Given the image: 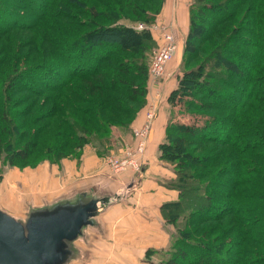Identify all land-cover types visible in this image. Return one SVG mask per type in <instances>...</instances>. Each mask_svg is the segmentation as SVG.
<instances>
[{
  "label": "trees",
  "instance_id": "obj_1",
  "mask_svg": "<svg viewBox=\"0 0 264 264\" xmlns=\"http://www.w3.org/2000/svg\"><path fill=\"white\" fill-rule=\"evenodd\" d=\"M39 1L0 0L18 49L7 64L0 47V165L75 155L146 99L155 42L134 27L165 0ZM14 14L30 26L3 28ZM182 70L159 147L179 192L161 210L176 234L160 264H264V0H193Z\"/></svg>",
  "mask_w": 264,
  "mask_h": 264
},
{
  "label": "crops",
  "instance_id": "obj_2",
  "mask_svg": "<svg viewBox=\"0 0 264 264\" xmlns=\"http://www.w3.org/2000/svg\"><path fill=\"white\" fill-rule=\"evenodd\" d=\"M189 2L165 0L158 15L163 22L173 23L178 51L177 59L169 65L170 80L158 87L161 97L157 105L161 110L141 172L115 176L95 148L86 147L79 159L65 160L60 170L44 165L27 173L30 176L25 177L28 184L24 190L30 194L15 198L18 208H13L14 212L0 202V211L26 232L64 235L53 248V254L61 258L60 264H160L156 259L170 247L173 231L161 210L177 201L179 192L167 186L175 178V171L160 157L159 147L172 117L161 99L176 88L171 79L178 72L189 29ZM79 217L83 220L75 228Z\"/></svg>",
  "mask_w": 264,
  "mask_h": 264
},
{
  "label": "rangeland",
  "instance_id": "obj_3",
  "mask_svg": "<svg viewBox=\"0 0 264 264\" xmlns=\"http://www.w3.org/2000/svg\"><path fill=\"white\" fill-rule=\"evenodd\" d=\"M8 1L11 2V1H19V0H8ZM28 1L34 2L33 5H35V6H40L39 0H33V1L22 0L23 5L27 6ZM192 1L193 0H190L189 5ZM54 2H55V0H54ZM17 11L19 13H21V11H19L18 9H17ZM42 12H43V9H40V11H38L39 14H41ZM24 13H26V11H24ZM160 14H161V12H160ZM14 15H16V14H14ZM16 16H18V18L9 16L7 18L5 24L2 27L3 28H9L12 24H14V25L16 24L17 26H21V27L30 26V24H31L30 20L29 21L28 20L23 21L22 15H16ZM30 16L32 17L33 15L30 14ZM127 23H129V22H127ZM150 23L151 24H148V25H150V26L155 25V26H157V29L146 30L152 34L153 40L155 42L154 45L152 46V49L147 54L148 64L151 61V58H152L154 51L161 44V34L158 30L165 27L167 29V31L172 33V26H173V23L171 21L170 22L169 21L163 22L158 17ZM134 25H132V26H134ZM172 35H173V33H172ZM5 36H0V47L3 46L5 48L4 54L6 57L5 56H3V57L5 59L7 58V64H9L15 58L18 49L13 48L11 46L10 41L8 40V37H5ZM7 36H11V35H7ZM177 45H178V43H177ZM177 51H178V49H177ZM176 54H177V52H176ZM176 54H175L174 58L172 59V61H170L168 66H167V70H168L169 75H167V77L164 80L155 81L149 76V79L147 81V93H146L145 102H144L143 106L141 107V109L139 110V112L137 113L135 120H133L132 123L129 124L128 126L113 125L111 127L110 134L105 135V137H102V138L97 139V137L95 135L89 136V137H91V138H89L90 142H88L82 149H79L75 153V155H71L69 157L63 158L61 161L52 162L49 160H44V161H41L37 164H33V163H36L35 159L33 157V159H31V161H30L31 163L29 162L28 165H25L23 167L11 166L9 164H2L1 163V165H0V202H2L3 205L8 210H10L11 212H14L13 208H15V209L18 208V204H17V202H15L16 199L19 200L21 197H24L26 194L27 195L30 194L29 191L27 192L24 190V187L28 184V182L25 180V177L27 179H29V176H30V174H27V173H31L32 171L34 172L37 168L44 166V165L56 166L60 170L61 166L65 160H67V159H79L81 157V154L83 153L84 148H86V147L95 148L96 153L100 157L103 158V161H104L106 167L108 168L109 172H111V174H113L115 176L125 174V173H129V172L130 173L141 172L145 163H143L141 165V167H138V169L133 168V167H127L126 170L116 172L112 169V167L110 166L108 161L110 159H117L118 161H123V160L127 159L128 161L136 162L137 164H139V163L141 164L143 161H147V158H146L147 146H148L150 135L153 131V125H154V123L152 124L150 122L151 126L149 127L150 114L152 113V111L155 108H157V101L161 97V95L159 94L160 88H158V87L160 86L161 83L166 82L167 80H170L169 76L171 74L170 73L171 70L169 69V65L172 64L177 59ZM182 59H183V54H182L181 59L179 60V62H180L179 67H178V69H176L178 72L174 76V78L171 79V81H173V83L176 84V87H178L179 79L183 75ZM6 66L7 65H4V72L7 71ZM21 67H23V64L21 65ZM148 67H149V65H148ZM17 73H19V72H17ZM17 73H15L14 75H16ZM3 77H4L5 85H8L9 84L8 83L9 82L8 77L4 76V75H3ZM153 87L156 89V91L153 90ZM1 90H2V88H0V92H1ZM173 91H174V89L170 93L165 94V96L161 99L163 104L166 107L168 106L169 112H172V110H173V106H172L173 104L171 103V95H172ZM160 110H161V108L158 109V115L160 113ZM156 119H157V117L155 118V120ZM117 130H118V132H116ZM51 133L52 132H48L44 136V140L42 141L41 146H43V145L45 146L46 144H49L50 141L51 142L53 141V138L51 137ZM125 136H127L128 138H125ZM124 139H126V140H124ZM146 140H147V145H146L144 155H143V149H144ZM143 144H144V146H143ZM142 158H143V160H142ZM34 193L35 192H33V194ZM37 193L40 194L42 192L38 191ZM167 227L171 231H173V235L176 234L175 229L172 226V224L168 223ZM168 249L163 254V257L161 259H159V258L156 259L155 263H158V260H161V262H162L166 258V255L168 253ZM147 259H150V258L147 257ZM159 263H160V261H159Z\"/></svg>",
  "mask_w": 264,
  "mask_h": 264
},
{
  "label": "water",
  "instance_id": "obj_4",
  "mask_svg": "<svg viewBox=\"0 0 264 264\" xmlns=\"http://www.w3.org/2000/svg\"><path fill=\"white\" fill-rule=\"evenodd\" d=\"M82 220L79 217L74 222L75 228ZM63 238L62 234L28 233L20 223L0 211V264H60L61 258L53 254V248Z\"/></svg>",
  "mask_w": 264,
  "mask_h": 264
},
{
  "label": "built area",
  "instance_id": "obj_5",
  "mask_svg": "<svg viewBox=\"0 0 264 264\" xmlns=\"http://www.w3.org/2000/svg\"><path fill=\"white\" fill-rule=\"evenodd\" d=\"M134 28L141 31L148 29L150 30L157 29V26L155 25L150 26L146 23H138ZM158 31L161 34V44L154 51L149 67V75L155 81L164 80L167 77V75H169L167 66L169 62L172 61V59L174 58L178 49L177 42L171 32L167 31L165 27L159 29ZM158 109L159 106L157 105V108H155L150 114L149 127L151 126V123L152 124L154 123L155 118L158 116ZM146 145H147V140L145 142V146L143 144L144 146L143 155ZM108 163L110 164L112 169L117 172V171L126 170L127 167H133L138 169V167H141L144 161L141 164L140 163L137 164L136 162L128 161L127 159L123 161H118L117 159H110Z\"/></svg>",
  "mask_w": 264,
  "mask_h": 264
}]
</instances>
